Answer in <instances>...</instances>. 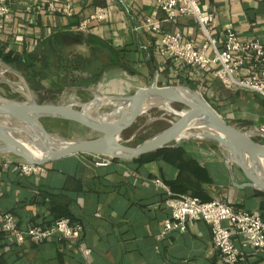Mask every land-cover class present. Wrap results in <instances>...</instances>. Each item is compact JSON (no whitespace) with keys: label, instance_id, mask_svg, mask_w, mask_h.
<instances>
[{"label":"crops","instance_id":"obj_1","mask_svg":"<svg viewBox=\"0 0 264 264\" xmlns=\"http://www.w3.org/2000/svg\"><path fill=\"white\" fill-rule=\"evenodd\" d=\"M94 1L73 0V18L43 13L31 17L36 21L32 23L29 14H24V29L37 40L68 30L109 41L125 57L129 70L106 71V78L116 72L126 75V80L117 81L108 91L187 81L205 88L211 103L229 122H250L248 130L264 126L262 94L228 90L217 79L200 81L193 70L162 55L161 43L167 32H180L198 46L205 43L194 16L168 21L157 0ZM198 2L214 15L212 34L216 38L222 39L232 27L241 39L264 44V0ZM100 8L107 9L108 15L92 21L87 31L79 30L80 22ZM149 17L162 21V33L145 27ZM214 145L216 150L208 144L183 141L160 149L164 151L157 156L112 160L108 165L97 164L96 155L77 154L48 164L47 172L39 177L22 174L14 164L6 165L12 155L0 156V264H223L208 223L193 221L186 231L165 232L171 216L168 194L153 183L160 178L174 194L204 201L221 199L264 217V192L245 186L249 179L241 168ZM7 212L16 216L23 229L69 217L84 230L76 241L54 237L18 243L3 229L2 214ZM236 244L244 256L240 264H264V250L244 246L241 238Z\"/></svg>","mask_w":264,"mask_h":264},{"label":"built area","instance_id":"obj_2","mask_svg":"<svg viewBox=\"0 0 264 264\" xmlns=\"http://www.w3.org/2000/svg\"><path fill=\"white\" fill-rule=\"evenodd\" d=\"M157 1L159 8L166 13L168 21L183 16H194L206 38L205 43L198 46L194 40L186 39L180 32L164 33L161 43L163 56L193 70L200 81L208 83L212 79H217L228 90L247 89L264 96L262 42L243 40L232 27L227 28L222 39L216 38L212 34L214 15L203 10L198 0ZM43 13L63 14L73 18L76 9L73 0H0V39L20 51L27 45L29 50H33L38 40L25 31L26 22L23 17L24 14H29L30 20L35 23L31 17L37 18ZM107 15L108 10L100 8L82 20L78 28L87 31L92 21L103 20ZM145 27L162 33V21L158 19L147 18ZM27 37L32 41L28 42ZM253 134L264 138V126L257 127ZM96 156L99 158L97 162L99 165H108L112 161L103 156ZM9 164H14L22 174L32 177L42 176L48 169L47 165L30 164L16 156L8 159L6 165ZM153 183L168 194L166 204L171 210V216L166 220L165 232L186 231L188 224L193 221L208 223L223 264H240L244 259L237 247V238L243 240L244 246L264 250L263 216L236 208L221 199L204 201L196 196L174 194L160 178L153 179ZM2 222L3 229L18 243H23L27 238L42 242L54 237L76 241L84 230L81 223L69 217L60 218L49 225L35 224L23 229L18 224L16 216L7 212L2 214Z\"/></svg>","mask_w":264,"mask_h":264},{"label":"water","instance_id":"obj_3","mask_svg":"<svg viewBox=\"0 0 264 264\" xmlns=\"http://www.w3.org/2000/svg\"><path fill=\"white\" fill-rule=\"evenodd\" d=\"M16 73L27 87V100L0 96V156H16L35 165H48L77 154L134 160L183 141L207 139L226 153L230 163L241 168L249 179L245 186L264 192V143L254 140L252 132L231 124L207 95L187 85L152 84L129 96L96 95L87 103L50 104L38 102L26 78ZM108 104L112 108L99 114V109ZM175 104L183 105L185 110L177 113L180 118L167 128L135 147L122 139L143 114L156 107L171 111ZM45 117L80 124L98 135L77 140L53 135L41 122Z\"/></svg>","mask_w":264,"mask_h":264},{"label":"rangeland","instance_id":"obj_4","mask_svg":"<svg viewBox=\"0 0 264 264\" xmlns=\"http://www.w3.org/2000/svg\"><path fill=\"white\" fill-rule=\"evenodd\" d=\"M83 47L84 46L82 45L69 46L65 48L66 55L73 57L76 56L79 52L93 54V52L85 50ZM16 71H18L25 77L24 73L26 72L19 66L7 64L4 59L0 58V96L17 100H27V95L25 94L27 93V90L22 91L20 89V86L25 84L21 76L16 73ZM116 73H114V75H109V77L107 78V74L105 73L96 83L79 86L77 84L78 81L85 78L87 74L79 70L73 71L72 67H67L59 74L51 78L44 79L42 81L43 88L37 87L35 85V89L32 88L33 95L34 98L41 103L67 104L73 101L87 103L96 98V95L101 98L111 95L129 96L134 94L138 90L137 87L133 86L130 87V89H126L125 91L119 89H116V91L114 92L108 91L112 88L113 84H116L117 81L122 80V78L126 76L124 74H119V72ZM124 80L126 79L124 78ZM176 85H187L190 88L199 91L203 95H207L209 93H206L207 90H204L205 88H200L199 86L194 87L191 84H185L184 82ZM243 90L246 91L247 89H239L237 91ZM213 101L216 103H223L215 99ZM112 106V104H108L101 107L99 109V114H104L110 108H112ZM184 110L185 107L181 104L173 105L171 111L156 107L139 117L123 135L122 139L127 142V145L135 147L144 142L146 139L152 137L156 133L167 128L170 125L171 121L179 119L180 115L177 113H180ZM151 119L153 120L150 121ZM41 122L51 134L58 135L68 140L87 139L98 135V133L94 130L60 118L45 117L41 119ZM230 123L243 131H247L252 125L250 122H241L234 119H232ZM253 130H248V132L250 131L253 133ZM253 139L258 142L264 143V138L262 136L253 134ZM187 141H195L201 144H208L214 150H216V145H214L215 143H210L213 142L212 140L209 141L207 139H192Z\"/></svg>","mask_w":264,"mask_h":264},{"label":"trees","instance_id":"obj_5","mask_svg":"<svg viewBox=\"0 0 264 264\" xmlns=\"http://www.w3.org/2000/svg\"><path fill=\"white\" fill-rule=\"evenodd\" d=\"M72 45H86L93 54L79 52L76 56L70 57L66 55L65 48ZM0 58L7 64L19 66L24 70L25 78L33 89L35 85L43 88L44 79L59 74L67 67L89 75L78 81L79 86L96 83L106 71L113 68L129 70L125 57L109 41L92 34L68 30L57 31L39 39L33 50H29L27 45L23 51H20L0 39ZM184 83L198 86L189 82ZM163 151L143 155L138 160L157 156Z\"/></svg>","mask_w":264,"mask_h":264},{"label":"bare ground","instance_id":"obj_6","mask_svg":"<svg viewBox=\"0 0 264 264\" xmlns=\"http://www.w3.org/2000/svg\"><path fill=\"white\" fill-rule=\"evenodd\" d=\"M20 89H21L22 91H26V90H27V87H26V85H22V86H20Z\"/></svg>","mask_w":264,"mask_h":264}]
</instances>
